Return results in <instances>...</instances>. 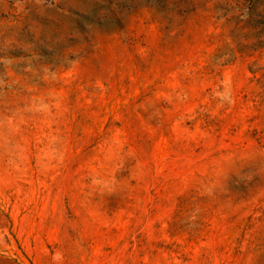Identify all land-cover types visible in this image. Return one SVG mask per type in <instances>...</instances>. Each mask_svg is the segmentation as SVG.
I'll list each match as a JSON object with an SVG mask.
<instances>
[{"label": "rangeland", "instance_id": "374dc122", "mask_svg": "<svg viewBox=\"0 0 264 264\" xmlns=\"http://www.w3.org/2000/svg\"><path fill=\"white\" fill-rule=\"evenodd\" d=\"M0 264H264V0H0Z\"/></svg>", "mask_w": 264, "mask_h": 264}]
</instances>
